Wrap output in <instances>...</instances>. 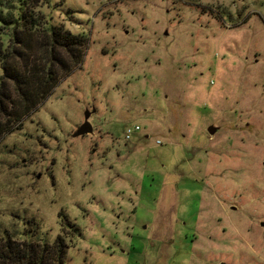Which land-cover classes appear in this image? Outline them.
<instances>
[{"label": "rangeland", "instance_id": "obj_1", "mask_svg": "<svg viewBox=\"0 0 264 264\" xmlns=\"http://www.w3.org/2000/svg\"><path fill=\"white\" fill-rule=\"evenodd\" d=\"M43 3L88 42L0 137V235L33 219L65 264H264V0Z\"/></svg>", "mask_w": 264, "mask_h": 264}, {"label": "trees", "instance_id": "obj_2", "mask_svg": "<svg viewBox=\"0 0 264 264\" xmlns=\"http://www.w3.org/2000/svg\"><path fill=\"white\" fill-rule=\"evenodd\" d=\"M43 1L0 0V25L8 31H0L8 40L7 45L0 42V137L20 125L52 95L58 80L83 62L86 35L72 34L45 18L37 11L47 4ZM21 224L27 228L0 235V264H65V238L49 244L43 236L35 242L37 231L34 235L30 230L35 220L22 219Z\"/></svg>", "mask_w": 264, "mask_h": 264}, {"label": "water", "instance_id": "obj_3", "mask_svg": "<svg viewBox=\"0 0 264 264\" xmlns=\"http://www.w3.org/2000/svg\"><path fill=\"white\" fill-rule=\"evenodd\" d=\"M90 116H91V112H86L85 113V115H84V122H83V124H81L79 126V128L73 134V137L74 138L91 135L93 133V128H92V126H91V124L89 122ZM216 132H217V128L214 127V126H209L207 128V133L210 136H213Z\"/></svg>", "mask_w": 264, "mask_h": 264}, {"label": "built area", "instance_id": "obj_4", "mask_svg": "<svg viewBox=\"0 0 264 264\" xmlns=\"http://www.w3.org/2000/svg\"><path fill=\"white\" fill-rule=\"evenodd\" d=\"M139 130H140L139 126H135L134 128H129V129H127L126 132H125V140H126V141L130 140L131 135H132L134 132H137V131H139ZM156 144H157V145H161V143H160L159 141H157Z\"/></svg>", "mask_w": 264, "mask_h": 264}, {"label": "flooded vegetation", "instance_id": "obj_5", "mask_svg": "<svg viewBox=\"0 0 264 264\" xmlns=\"http://www.w3.org/2000/svg\"><path fill=\"white\" fill-rule=\"evenodd\" d=\"M216 133H217V132H216ZM216 133H215V134H216Z\"/></svg>", "mask_w": 264, "mask_h": 264}]
</instances>
